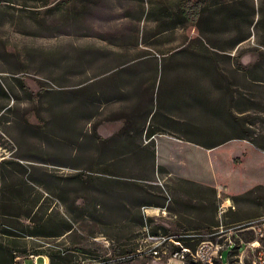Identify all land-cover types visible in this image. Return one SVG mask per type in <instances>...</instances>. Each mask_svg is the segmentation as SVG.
Segmentation results:
<instances>
[{
    "label": "rangeland",
    "instance_id": "obj_1",
    "mask_svg": "<svg viewBox=\"0 0 264 264\" xmlns=\"http://www.w3.org/2000/svg\"><path fill=\"white\" fill-rule=\"evenodd\" d=\"M209 1L235 4L238 24L249 36L227 48V32L202 33L198 18L167 28L165 11L176 7L178 0H0V85L6 93L0 92V161H13L0 164V186L6 181L21 187L0 190V222L14 220L5 224L11 225L27 250L53 240L52 235H23L25 225L33 224L24 215L35 197L27 179L31 165L62 176L80 171L120 178L119 174L137 172L133 157L120 156L131 145L119 132L124 124L138 126L150 108L152 129L206 143L235 134L230 128L233 122L264 146V48L259 29L253 26L264 12V0ZM255 61L257 71L239 66ZM101 138L110 139L103 144ZM151 139L156 167L150 172L153 180L143 184L157 186L150 192L192 205L182 210L193 216L190 228L201 225L194 232L205 235L220 222L232 225L264 214V148L243 138H229L211 148L161 134ZM137 142L148 141L142 134ZM108 157L113 160L105 161ZM140 166L148 164L143 161ZM179 178L215 188L211 224H202L205 209L199 199H211V192ZM78 185L83 188L84 183ZM34 187L39 192L36 207L48 215L49 225L65 219L81 229L80 222L90 221L73 211L90 204L93 197L82 194L87 198L72 203L71 195L64 194L61 200ZM226 200L235 209L228 206L219 214ZM145 208L155 223L173 230L175 217H157L154 206ZM106 216L111 219L109 213ZM101 229L114 242L89 241H94L90 247L98 255L105 256L117 241L109 236L111 230ZM142 236L135 224L120 241L133 248ZM5 239L0 236L1 246H6ZM229 251L221 250L222 262ZM14 255L13 264L23 257L24 264H33L27 252ZM35 262L48 264V259L39 255ZM123 264H182V260L171 255L160 260L136 256Z\"/></svg>",
    "mask_w": 264,
    "mask_h": 264
},
{
    "label": "trees",
    "instance_id": "obj_2",
    "mask_svg": "<svg viewBox=\"0 0 264 264\" xmlns=\"http://www.w3.org/2000/svg\"><path fill=\"white\" fill-rule=\"evenodd\" d=\"M165 12L168 17V21L166 23L167 28L174 27L179 22H183L187 19L198 18V23L202 24V33L205 32L204 30L210 33H213L214 31L227 32L229 37L227 48L234 47L237 43L246 39L250 34L249 32L245 33L241 30L240 25L238 24V13L236 5L233 3L222 4L209 0H178L176 7L168 9V11ZM229 23H231V26L228 25ZM252 23L253 18L248 21V25L250 26ZM253 26H256L259 29V33L262 37L259 43L264 48V12H262V10L260 11V16L253 23ZM239 66L243 71L253 69H256L257 71L259 68L258 61H255L248 66H242L240 64ZM259 70H262V67ZM258 80V78H253V81ZM0 92L3 95H6L1 85ZM216 109L217 108H215L214 110L216 111ZM153 114L154 113L152 108L146 110L141 115L142 122L138 124V126H127L126 124H124L119 132V136L124 138L127 144L131 145L129 149L121 151L120 156L129 154L131 157H133L135 164H138L136 169L137 172H132L129 174H119L120 178L114 177V173H111L112 175H94L90 173H83L80 171L62 176L54 174L47 170L39 171L35 165H31V169H33V171L27 175V179L30 181V188L35 191V197L32 199V204L26 209L24 215L26 217H29L33 224L30 226L25 225V234L23 235H52L53 240L52 242L47 241L43 245L34 246V248L27 250L25 248V243L16 238L18 234L9 227L11 225L5 224L14 220L2 219L3 221L1 220L0 223H4L5 226L0 225V236H6V239L4 241L6 246L0 245V264H13V259L15 256L14 252H27L28 254L31 253L37 255L45 254L48 257V264H74L78 260L79 256H100L96 253L95 248L90 247V245L94 244V241L90 242L89 239H92V237H95L98 234L102 235V233L100 232L102 230L101 228L104 227L111 230L109 236H114L117 241L116 248L112 249L109 255L131 252L136 248V246H134L133 248H126L125 245L127 243L120 241L122 238H125L127 236L128 232L131 231V227L135 224H137L141 228V230L144 224H147L149 232L152 234L170 233L167 228L163 227L159 223H155L152 217L145 216L143 207L164 206L167 210L180 211L181 209L186 208L187 206L190 207L192 205H187V201L182 202L177 200V198L172 199L167 195H157L153 192L148 191L149 188L157 186L143 184V182L146 180H153V176L150 175V172H153L156 167L154 150L155 144L154 140L151 139L152 136L159 132H170L167 130L152 129V126L150 127L148 117L152 116ZM231 124L233 126H230V128L235 131V134H233L232 136H228L221 141L209 140L204 143L188 139L183 135L174 134V132L170 133L178 136L179 138H182L183 140L194 142L207 148L217 146L228 140L229 138L247 139L254 145L264 148V146L259 145L256 139L252 138L251 134L247 135L246 130H243L241 124L238 125L234 124L233 122H231ZM142 134L145 135V139L146 141H148L147 144H141L137 142V138L141 137ZM200 134L205 138V133H199V135ZM109 139L110 138H101L100 142L105 144L109 141ZM111 160H113V158L108 157L105 161ZM143 161H146V165L148 164V167L145 168V166H143V168L140 166ZM11 162L13 161L2 158L0 164L4 165ZM143 171H147L148 173H142ZM62 180H65L66 182L61 183ZM178 180L186 184H196L199 186L200 191L206 189L207 191L211 192V199L207 197V200H205L202 196H200L199 198L205 205H203L205 209V217L202 218V224L204 225V222L207 221L208 225L211 224V222L213 221V215L215 214V188L200 185L185 178H179ZM80 182L84 183L83 188H78V183ZM91 183H95L96 185H91ZM14 185H17V190H20V184H14L6 181H3L2 185L0 186V190H3V192H8L9 188H16V186ZM34 186H40L48 194L54 195L61 200H64V194L71 195L72 203H75L77 198H87L86 196H81L82 194L93 197L94 200H92L90 204H87L83 207L79 206V210L73 211V214L80 218L85 215L89 216L90 221L88 222L84 220L82 221V223L80 222L81 229L73 228L71 223L65 219L49 225L50 218L48 217V215L44 217V213H40L39 206L36 207L37 201L39 200V192L35 190ZM174 203L175 206L177 204H180V206L183 207L174 208L171 206ZM33 208H35V211H33ZM32 211L33 214L31 215ZM106 213H109L111 215L109 216L111 219L106 218ZM179 216L183 215L179 214ZM121 220L126 221V223L117 225V223H119ZM200 226H196V228L198 229L200 228ZM178 234L177 232L174 233L177 240L182 245L188 247L191 251L195 249L198 241L202 238L201 236L183 237L179 236ZM60 236L61 238L57 240V238ZM66 236H68V238ZM110 238L111 239L108 240L109 243L114 242L113 237ZM214 264L220 263L216 261L214 262Z\"/></svg>",
    "mask_w": 264,
    "mask_h": 264
},
{
    "label": "built area",
    "instance_id": "obj_3",
    "mask_svg": "<svg viewBox=\"0 0 264 264\" xmlns=\"http://www.w3.org/2000/svg\"><path fill=\"white\" fill-rule=\"evenodd\" d=\"M225 206L233 208L230 203ZM226 207L222 204L219 213L221 214ZM143 209L146 210L145 207ZM142 230L141 241L133 251L116 255L107 254L104 257L79 256L80 258L74 264H123L133 261L136 256L153 257L160 260L162 256L166 259L170 255L180 258L182 264H214L216 261L220 264H264V214L243 219L232 225L220 222L205 235L200 233L179 235L202 237L193 251L182 245L174 234H152L147 224H144ZM60 238L61 236L57 240ZM92 239H103L105 244L109 245L104 235H97ZM225 248H230V251L227 260L222 262L221 250ZM39 255L47 257L45 254L31 253L27 257L33 260V264H36L35 260ZM14 264H24V257L19 258Z\"/></svg>",
    "mask_w": 264,
    "mask_h": 264
},
{
    "label": "crops",
    "instance_id": "obj_4",
    "mask_svg": "<svg viewBox=\"0 0 264 264\" xmlns=\"http://www.w3.org/2000/svg\"><path fill=\"white\" fill-rule=\"evenodd\" d=\"M157 134H159V135L160 134L161 135H167L170 138L183 140L182 138H179L178 136L173 135L170 132H159V133H156L155 135H157ZM184 141H186V140H184ZM185 179L190 180L188 178H185ZM232 206H233V208L232 207H230V208H232L234 210L235 209V205H232ZM227 209H228V207H226L223 212L227 211ZM143 212H144L145 216L151 217L150 216L151 213H150L149 209L146 208V210H143ZM154 214H156L157 217H160V216L169 217V218L175 217L173 230H171L170 227H165V226L162 225L163 227L167 228L170 233L174 234V233L177 232V234L179 233L178 235H181L183 233H196V232H194V230H197L196 228L195 229L190 228L193 216L191 215V213H189L187 211H183L182 209L180 211H172V210H167L164 206L163 207L154 206ZM179 214H181L183 216H179ZM236 222H238V221H236ZM204 223H205V225H208V221L204 222ZM216 226L217 225H214V226L212 225V226H210V228H214ZM200 234H203V233H200ZM150 258H153V257H150Z\"/></svg>",
    "mask_w": 264,
    "mask_h": 264
},
{
    "label": "bare ground",
    "instance_id": "obj_5",
    "mask_svg": "<svg viewBox=\"0 0 264 264\" xmlns=\"http://www.w3.org/2000/svg\"><path fill=\"white\" fill-rule=\"evenodd\" d=\"M226 203H229V200H226Z\"/></svg>",
    "mask_w": 264,
    "mask_h": 264
}]
</instances>
